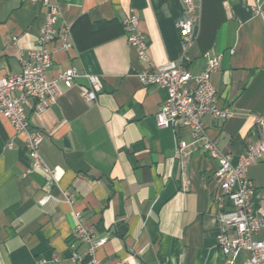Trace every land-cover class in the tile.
Wrapping results in <instances>:
<instances>
[{"label":"crops","instance_id":"1","mask_svg":"<svg viewBox=\"0 0 264 264\" xmlns=\"http://www.w3.org/2000/svg\"><path fill=\"white\" fill-rule=\"evenodd\" d=\"M54 2L60 16L46 76L57 78L73 66L81 75L71 87L60 82L62 95L44 112L26 108L31 128L44 132L40 154L54 173L34 169L25 135L0 116V264H86L88 257H73L86 251L78 223L106 238L96 253L102 264H223L218 161L203 141L217 140L237 162L257 136L254 116L264 113V0H195L187 67L196 74L206 52L221 53L212 82L219 106L235 110L228 119L206 115L205 139L198 141L186 130L158 126L167 91L135 75L148 64L131 47L124 25L134 10L150 60L179 61L182 0ZM44 21L39 2L0 0V76L20 72V56L34 48ZM66 22L69 49L60 38ZM84 73L103 78L96 101L81 95V86L88 85ZM178 138L187 142L183 150ZM248 176L255 184L253 205L264 208V160L254 162ZM222 204L232 208L227 196Z\"/></svg>","mask_w":264,"mask_h":264},{"label":"built area","instance_id":"2","mask_svg":"<svg viewBox=\"0 0 264 264\" xmlns=\"http://www.w3.org/2000/svg\"><path fill=\"white\" fill-rule=\"evenodd\" d=\"M31 1L43 5L45 21L34 48L20 56V72L0 76V116L10 121L16 134L25 135L27 152L34 169L51 174L55 170L45 163L40 154L44 132L31 128L26 108L44 112L56 104L62 95L60 82L66 87H71L81 72L73 66L66 68L57 78H47L46 72L53 63V50L50 45L58 32L60 9L54 0ZM182 1L184 12L177 24L184 55L179 61L157 65L150 60L148 40L139 27V16L134 10L124 20V25L131 47L136 51L138 58L148 64L146 68L136 70L135 75L144 85H157L167 91V96L156 115L158 126L173 128L176 132L186 130L198 141L205 139L206 115L228 119L235 114V110L219 106L218 94L212 82V74L221 66V53L206 52L205 65L196 74L187 67L190 61L188 52L195 40L197 3L195 0ZM254 10L261 12L259 6ZM60 30L63 48H71L73 45L71 24L64 23ZM83 75L88 78V85L81 86V95L87 101H96L103 89V78L97 74ZM254 128L257 136L237 162H233L231 154H225L220 150L217 140L203 141V149L218 161L217 244L224 260L223 264H238L237 261L242 255L241 264H264V237L260 236L264 232V208L253 205L255 184L248 176L250 166L256 161L264 160V113L254 116ZM178 144L181 150L187 146V142L181 138H178ZM225 196L231 200L230 209L223 208L222 199ZM49 198L48 195L44 196L40 203H46ZM74 214L78 217L80 212L76 211ZM76 234L86 244V251L83 255L74 252V259L82 260L88 257L86 264H102L96 253L106 238H96L81 223L76 227ZM120 264L133 263L124 261Z\"/></svg>","mask_w":264,"mask_h":264}]
</instances>
